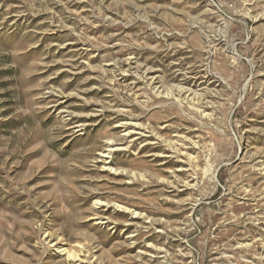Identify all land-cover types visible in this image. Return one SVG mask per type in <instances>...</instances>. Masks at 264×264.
Here are the masks:
<instances>
[{
  "label": "rangeland",
  "instance_id": "rangeland-1",
  "mask_svg": "<svg viewBox=\"0 0 264 264\" xmlns=\"http://www.w3.org/2000/svg\"><path fill=\"white\" fill-rule=\"evenodd\" d=\"M0 264H264V0H0Z\"/></svg>",
  "mask_w": 264,
  "mask_h": 264
},
{
  "label": "bare ground",
  "instance_id": "bare-ground-1",
  "mask_svg": "<svg viewBox=\"0 0 264 264\" xmlns=\"http://www.w3.org/2000/svg\"><path fill=\"white\" fill-rule=\"evenodd\" d=\"M62 251L64 252L65 257L68 259L74 260V259L78 258V256H79V255L67 250L66 248L62 249Z\"/></svg>",
  "mask_w": 264,
  "mask_h": 264
}]
</instances>
